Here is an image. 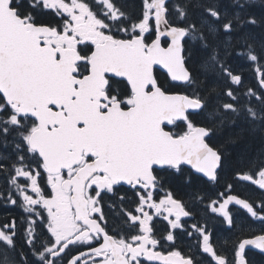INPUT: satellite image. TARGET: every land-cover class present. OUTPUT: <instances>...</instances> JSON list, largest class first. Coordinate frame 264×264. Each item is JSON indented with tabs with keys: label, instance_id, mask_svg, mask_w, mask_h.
<instances>
[{
	"label": "snow or ice",
	"instance_id": "6c2138e0",
	"mask_svg": "<svg viewBox=\"0 0 264 264\" xmlns=\"http://www.w3.org/2000/svg\"><path fill=\"white\" fill-rule=\"evenodd\" d=\"M257 4L0 0V264H264Z\"/></svg>",
	"mask_w": 264,
	"mask_h": 264
},
{
	"label": "flooded vegetation",
	"instance_id": "af4514ba",
	"mask_svg": "<svg viewBox=\"0 0 264 264\" xmlns=\"http://www.w3.org/2000/svg\"><path fill=\"white\" fill-rule=\"evenodd\" d=\"M163 78V77H162ZM220 192H225L226 190L224 188H220L219 189ZM231 194L240 198V199H245V200H248L249 202H252V201H256L257 203L259 202V190H257L255 188V186H251L250 184H248L247 182H239V183H235L233 185V187L231 188L230 190ZM192 195V192L190 193V195H185L184 198L185 200L187 201L188 198ZM215 198V197H213ZM230 207H233L235 209H237L238 211V214H245L247 215L250 219L251 217L249 216V214L246 212V210H243L241 208H238L236 206H230ZM241 212V213H240ZM23 215V210L20 209V208H15V207H12V206H2L0 205V222H3L4 219H12V218H17V217H20ZM216 214H212L210 211L205 214L203 211L201 212V216H205V218H207V216H215ZM209 225H210V230L213 232V236H214V239L215 238H220L222 235L226 236L225 234V231H229L227 230V226L226 225H223L219 223V220L218 219H213V220H209L208 221ZM214 223H217L216 225V228H217V231L214 232L212 230V227H214ZM253 227L251 229H254L253 231H259V225L256 224L254 222V224H252ZM241 234V233H240ZM231 236H237V233L236 232H232V234H230ZM241 235H244V234H241ZM216 241V244H217V248L218 250H223V248H227V245H228V242L226 244H224L225 246H222L220 244V241L219 240H215ZM222 246V247H220ZM180 247L182 248H187L188 247V241L185 240L183 241L181 244H180ZM228 253H226L227 255H231V246H228ZM257 261L259 262L260 260V257L257 256L256 257Z\"/></svg>",
	"mask_w": 264,
	"mask_h": 264
},
{
	"label": "trees",
	"instance_id": "16d2710c",
	"mask_svg": "<svg viewBox=\"0 0 264 264\" xmlns=\"http://www.w3.org/2000/svg\"><path fill=\"white\" fill-rule=\"evenodd\" d=\"M137 2H138V0H137ZM252 11H254L257 15H259L262 12H264V8H262L259 4H257L256 7L254 9H252ZM241 71H242V73H243V75L245 77L246 86H255L256 83H257L256 70H255V68L254 67L249 68V67L245 66V67H243L241 69ZM201 187H203V186H201ZM186 191H187V194L186 195H190L191 190H186ZM181 195H184L185 196V191L184 190L181 191ZM236 215L238 217V223H244V224H246V223H248V222L251 221V219L247 215H245L243 213L238 214V212H237ZM252 224H254V222H252ZM216 225H217V223H214V227H212V230L214 232L217 231ZM222 226H223V224H222ZM252 227H253V225H251V228ZM253 230L254 229H252V231ZM238 231L239 230H237V232ZM232 232L233 231H225L226 236L222 235L219 239L218 238H215V240H219L220 241V244L222 246H225L224 244H226L228 242V245H227V248H228V246H231L232 243L235 241V238H236V236L233 237V236L230 235V234H232ZM241 234H244L245 235L246 233H241ZM222 246H220V247H222ZM261 259L262 258L260 257L259 260L261 261Z\"/></svg>",
	"mask_w": 264,
	"mask_h": 264
},
{
	"label": "water",
	"instance_id": "95a60500",
	"mask_svg": "<svg viewBox=\"0 0 264 264\" xmlns=\"http://www.w3.org/2000/svg\"><path fill=\"white\" fill-rule=\"evenodd\" d=\"M238 198V197H237ZM233 206H236V207H238L239 208V206H237V205H233Z\"/></svg>",
	"mask_w": 264,
	"mask_h": 264
}]
</instances>
